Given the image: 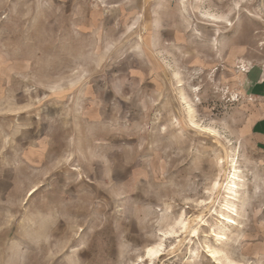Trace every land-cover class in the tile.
Returning a JSON list of instances; mask_svg holds the SVG:
<instances>
[{"label":"rangeland","instance_id":"374dc122","mask_svg":"<svg viewBox=\"0 0 264 264\" xmlns=\"http://www.w3.org/2000/svg\"><path fill=\"white\" fill-rule=\"evenodd\" d=\"M261 117L264 0H0V264H264Z\"/></svg>","mask_w":264,"mask_h":264},{"label":"bare ground","instance_id":"6f19581e","mask_svg":"<svg viewBox=\"0 0 264 264\" xmlns=\"http://www.w3.org/2000/svg\"><path fill=\"white\" fill-rule=\"evenodd\" d=\"M229 189H232V188H229ZM231 198H233V197H231ZM226 221L227 222H230V223H235V221L231 217H227L226 218ZM162 247H163V245L162 244H159V245H157L155 247H148L147 248V250H146V259H148L149 264H153L155 258H158V257L160 258L161 254H162V252H161ZM149 249H151V251H149ZM226 264H238V263L235 262V261L230 260Z\"/></svg>","mask_w":264,"mask_h":264},{"label":"crops","instance_id":"0c3cea01","mask_svg":"<svg viewBox=\"0 0 264 264\" xmlns=\"http://www.w3.org/2000/svg\"><path fill=\"white\" fill-rule=\"evenodd\" d=\"M255 122H257V126L259 127V128H261V130H263L264 131V117H261V118H258V119H256V120H254V124H255ZM34 188V187H33ZM36 190H34L33 192H35ZM30 192V191H29ZM32 192V193H33Z\"/></svg>","mask_w":264,"mask_h":264},{"label":"snow or ice","instance_id":"6c2138e0","mask_svg":"<svg viewBox=\"0 0 264 264\" xmlns=\"http://www.w3.org/2000/svg\"><path fill=\"white\" fill-rule=\"evenodd\" d=\"M149 251H151V249H149Z\"/></svg>","mask_w":264,"mask_h":264}]
</instances>
